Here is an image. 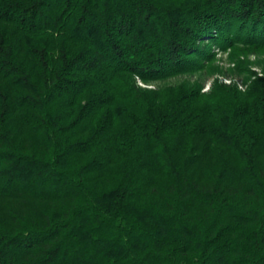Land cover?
I'll return each instance as SVG.
<instances>
[{
  "label": "trees",
  "instance_id": "1",
  "mask_svg": "<svg viewBox=\"0 0 264 264\" xmlns=\"http://www.w3.org/2000/svg\"><path fill=\"white\" fill-rule=\"evenodd\" d=\"M238 46L264 0H0V264H264V79L193 80Z\"/></svg>",
  "mask_w": 264,
  "mask_h": 264
},
{
  "label": "rangeland",
  "instance_id": "2",
  "mask_svg": "<svg viewBox=\"0 0 264 264\" xmlns=\"http://www.w3.org/2000/svg\"><path fill=\"white\" fill-rule=\"evenodd\" d=\"M200 77L205 79L201 93L212 94L217 88L222 91L225 86H230L240 94L246 93L257 79H264V47L216 48L207 69L198 73L193 80ZM139 85L154 89V86H145L141 82Z\"/></svg>",
  "mask_w": 264,
  "mask_h": 264
}]
</instances>
